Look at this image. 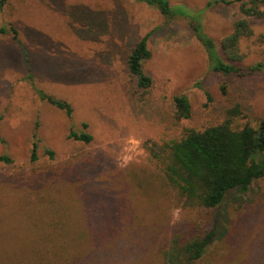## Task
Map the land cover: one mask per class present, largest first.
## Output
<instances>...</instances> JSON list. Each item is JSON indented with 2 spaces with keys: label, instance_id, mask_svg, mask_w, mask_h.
Returning <instances> with one entry per match:
<instances>
[{
  "label": "rangeland",
  "instance_id": "374dc122",
  "mask_svg": "<svg viewBox=\"0 0 264 264\" xmlns=\"http://www.w3.org/2000/svg\"><path fill=\"white\" fill-rule=\"evenodd\" d=\"M213 1L169 3L196 12L220 48L243 15L237 2ZM182 16L166 18L134 0H6L0 7V156L9 158L0 160V264H39L42 238L32 232L45 228L36 223L67 224L70 264H167L173 240L205 229L214 212L185 205L163 177L166 144L221 122L234 105L241 114L232 124L257 128L264 72L211 70ZM249 21L238 66L264 62V16ZM145 34L150 57L141 68L152 82L143 90L126 59ZM35 87L68 102L71 116ZM175 95L187 97L188 118H177ZM71 130L92 139L69 138ZM88 188L94 193H80ZM233 196L219 207L218 237L209 245L215 255L203 262L264 264V178L242 196L249 202L238 206ZM102 225H115V234L97 242Z\"/></svg>",
  "mask_w": 264,
  "mask_h": 264
},
{
  "label": "trees",
  "instance_id": "16d2710c",
  "mask_svg": "<svg viewBox=\"0 0 264 264\" xmlns=\"http://www.w3.org/2000/svg\"><path fill=\"white\" fill-rule=\"evenodd\" d=\"M143 2L156 8L166 18L176 16L189 20L195 38L203 46L211 70L220 73H233L239 76L253 71L264 72V62H257L249 66H238L241 59L239 54V40L252 34L249 17L264 16V0H214L213 3L227 4L237 2L239 11L243 15L233 23L229 34L224 36L220 48H217L213 39L203 30L202 24L196 19V12L175 11L169 0H134ZM6 0H0V7ZM208 1L206 7H210ZM180 14V15H178ZM147 35L141 36L128 52L126 64L129 72L135 76L139 88L145 90L151 85V77L141 68L143 60L150 57L147 47ZM30 77V76H29ZM35 92L41 99H46L52 105L62 109L70 117L72 108L64 100L55 99L35 87ZM176 106L177 118L190 116V105L185 95L173 97ZM226 118L219 123L208 125L201 130L188 129L180 139L166 144L165 157L162 161V173L166 182L174 188L183 199L185 205L197 206L214 212L212 217L205 220V229L202 232H192L172 241L168 252L164 251L165 261L168 264H204L203 260L213 254L215 246L209 249L211 241L216 236V226L219 219V207L229 194H234L233 201L238 206L249 202V198H242L253 185L264 178V119L257 128L249 124L235 127L233 118L241 114L238 105L226 110ZM82 126L86 127L83 123ZM69 138L89 142L90 134L81 131H70ZM32 159L35 158L34 148ZM0 160L5 162L9 158L2 155ZM74 181V176L70 178ZM91 189H82L80 193L91 195ZM95 192H100L96 190ZM233 192V193H232ZM94 193V192H92ZM105 193V192H102ZM237 193V194H236ZM98 201V200H97ZM66 223L61 227L46 228V224H35L45 228L37 233L42 238L41 250H36L39 264H70L64 250L69 247V240L65 237ZM102 230L94 238L95 241L105 240L115 233V225H102ZM96 226L94 230H98ZM227 236V235H226ZM225 237V236H224ZM79 241H75L76 246ZM209 250V251H208ZM212 251V252H211ZM215 255V254H213ZM211 258L207 264H213Z\"/></svg>",
  "mask_w": 264,
  "mask_h": 264
}]
</instances>
